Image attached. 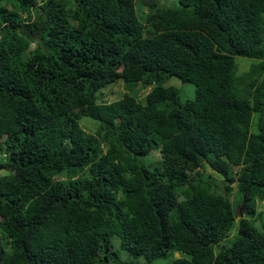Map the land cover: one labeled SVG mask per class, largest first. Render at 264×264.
Masks as SVG:
<instances>
[{
	"label": "trees",
	"instance_id": "obj_1",
	"mask_svg": "<svg viewBox=\"0 0 264 264\" xmlns=\"http://www.w3.org/2000/svg\"><path fill=\"white\" fill-rule=\"evenodd\" d=\"M177 3L0 0V264H264V0Z\"/></svg>",
	"mask_w": 264,
	"mask_h": 264
},
{
	"label": "rangeland",
	"instance_id": "obj_2",
	"mask_svg": "<svg viewBox=\"0 0 264 264\" xmlns=\"http://www.w3.org/2000/svg\"><path fill=\"white\" fill-rule=\"evenodd\" d=\"M137 1H141V0H137ZM144 1H146V0H144ZM154 1H156L159 4H162L164 6H169V7H173V6L178 5L177 0H154ZM142 8H144V7H142ZM234 61L237 64V66H236V73L237 74H241L242 72L246 71L249 68L250 64L253 62L250 58L238 57V56L234 57ZM163 84L164 85H171V86L175 87L177 89L178 96H179L180 100L191 99L193 96V85L189 82H181L180 80H178L175 77H169L168 79H166L164 81ZM125 90L126 89H125V85L123 84V82L117 81L112 86L109 85L101 91L103 93L102 99L104 101H112V100L120 97V95ZM147 90H148V88H141L139 85H136L132 91H129V90L128 91L138 101H143V96ZM89 120H90L89 118L82 117L80 119V124L84 125V123L86 121H89ZM90 121H92V120H90ZM89 131L93 132L92 124L89 125ZM158 158H159V154L156 152V150H152L148 155L143 157V160L145 163H148V162H153V161L157 160ZM0 162H4L3 154H1V153H0ZM198 170L204 179H206L210 183L214 184L213 188L216 191H220V192L223 191V182H222V178L219 175H217L215 172H213L208 167L199 168ZM3 172H4V170L0 166V174H3ZM227 197H228V199H230L231 202L235 201L236 194L234 191V186L232 187V190L229 193H227ZM258 211L261 213V218L264 221V203L263 202H258L256 204V212H258ZM113 237H114L113 246H114V248H118L119 247L118 238L115 236H113ZM121 251H123V250H121ZM121 251L118 252V256L122 262L121 264H124L126 256H125V253L121 252ZM179 256H180L179 253L175 252L170 257H168L166 259L156 260L155 264H168L171 259L178 258ZM117 264H119V262Z\"/></svg>",
	"mask_w": 264,
	"mask_h": 264
},
{
	"label": "water",
	"instance_id": "obj_3",
	"mask_svg": "<svg viewBox=\"0 0 264 264\" xmlns=\"http://www.w3.org/2000/svg\"><path fill=\"white\" fill-rule=\"evenodd\" d=\"M241 210V206H240V208H239V211Z\"/></svg>",
	"mask_w": 264,
	"mask_h": 264
}]
</instances>
